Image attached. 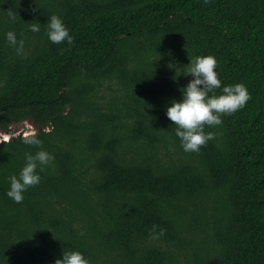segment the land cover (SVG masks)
<instances>
[{
  "label": "trees",
  "instance_id": "16d2710c",
  "mask_svg": "<svg viewBox=\"0 0 264 264\" xmlns=\"http://www.w3.org/2000/svg\"><path fill=\"white\" fill-rule=\"evenodd\" d=\"M197 55L250 99L185 152L165 108ZM25 120L0 140V264H264V0H0V129ZM40 149L54 160L16 203L8 177Z\"/></svg>",
  "mask_w": 264,
  "mask_h": 264
},
{
  "label": "clouds",
  "instance_id": "9594fccd",
  "mask_svg": "<svg viewBox=\"0 0 264 264\" xmlns=\"http://www.w3.org/2000/svg\"><path fill=\"white\" fill-rule=\"evenodd\" d=\"M9 18L15 21L17 15L9 12ZM32 32L41 30V23L29 24ZM45 32L48 40L53 44L73 42L68 27L61 17L51 15L48 18ZM5 37L9 45L16 46V51L23 50L24 41L18 39L14 31H7ZM217 60L213 55H197L187 64L184 75H191V79L180 91L182 99L171 100L165 108L166 117L175 125V135L179 138L185 152H198L201 146L214 139V133L205 132V126L214 127L222 124V115H230L242 109L250 99L247 87L243 83L222 84L218 77ZM219 90V93H217ZM28 145H40L42 142L35 131L27 134L23 141ZM54 156L44 149L35 153H25V163L18 174L8 177L9 188L5 195L16 203L24 199L25 191L41 181L40 172L49 166ZM39 169V171H38ZM153 227L152 236L158 238L159 232ZM54 264H90L89 260L79 250L62 252Z\"/></svg>",
  "mask_w": 264,
  "mask_h": 264
},
{
  "label": "rangeland",
  "instance_id": "374dc122",
  "mask_svg": "<svg viewBox=\"0 0 264 264\" xmlns=\"http://www.w3.org/2000/svg\"><path fill=\"white\" fill-rule=\"evenodd\" d=\"M33 129L29 121H21L17 124H12L7 130L0 129V136L1 134L10 135V134H17V132H24L28 133L30 130Z\"/></svg>",
  "mask_w": 264,
  "mask_h": 264
},
{
  "label": "water",
  "instance_id": "95a60500",
  "mask_svg": "<svg viewBox=\"0 0 264 264\" xmlns=\"http://www.w3.org/2000/svg\"><path fill=\"white\" fill-rule=\"evenodd\" d=\"M19 132H17V134H18ZM15 134H10V135H4V134H1V136H0V140H2V139H8L10 136H14Z\"/></svg>",
  "mask_w": 264,
  "mask_h": 264
}]
</instances>
